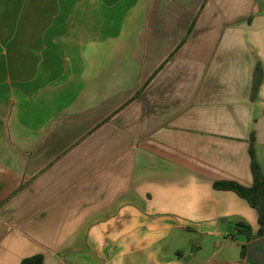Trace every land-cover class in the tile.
I'll return each instance as SVG.
<instances>
[{
	"label": "crops",
	"instance_id": "crops-1",
	"mask_svg": "<svg viewBox=\"0 0 264 264\" xmlns=\"http://www.w3.org/2000/svg\"><path fill=\"white\" fill-rule=\"evenodd\" d=\"M253 157L264 0H0V264H257Z\"/></svg>",
	"mask_w": 264,
	"mask_h": 264
},
{
	"label": "trees",
	"instance_id": "trees-1",
	"mask_svg": "<svg viewBox=\"0 0 264 264\" xmlns=\"http://www.w3.org/2000/svg\"><path fill=\"white\" fill-rule=\"evenodd\" d=\"M253 174L255 176V184L251 188L243 187L234 182H219L215 184V187L218 189H227L234 191L240 197L245 199L253 208H255L259 213V221L261 224V231L257 236L248 235V242H252L257 238L264 237V177L261 173V170L254 160L253 157ZM247 231H250V228L244 226ZM241 256H246V246L241 247ZM22 264H42V257L36 256L30 259H26Z\"/></svg>",
	"mask_w": 264,
	"mask_h": 264
},
{
	"label": "water",
	"instance_id": "water-1",
	"mask_svg": "<svg viewBox=\"0 0 264 264\" xmlns=\"http://www.w3.org/2000/svg\"><path fill=\"white\" fill-rule=\"evenodd\" d=\"M248 249L257 264H264V237L251 242Z\"/></svg>",
	"mask_w": 264,
	"mask_h": 264
}]
</instances>
